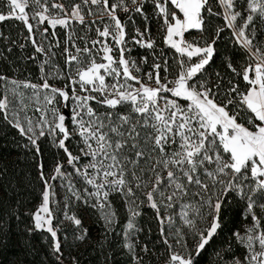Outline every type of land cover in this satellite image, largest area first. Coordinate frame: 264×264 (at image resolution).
I'll list each match as a JSON object with an SVG mask.
<instances>
[{
  "label": "snow or ice",
  "instance_id": "6c2138e0",
  "mask_svg": "<svg viewBox=\"0 0 264 264\" xmlns=\"http://www.w3.org/2000/svg\"><path fill=\"white\" fill-rule=\"evenodd\" d=\"M3 22L26 34L0 32V60L12 69L31 46L39 61L35 83L0 72V121L32 159L27 231L48 235L52 264L66 259L65 221L88 236L74 203L98 211L105 237L119 227L129 264H204L209 249L212 264H264V0H0ZM234 205L248 226L228 228Z\"/></svg>",
  "mask_w": 264,
  "mask_h": 264
},
{
  "label": "trees",
  "instance_id": "16d2710c",
  "mask_svg": "<svg viewBox=\"0 0 264 264\" xmlns=\"http://www.w3.org/2000/svg\"><path fill=\"white\" fill-rule=\"evenodd\" d=\"M259 28V22L257 21ZM0 32L11 36L13 39L22 40L25 33L24 26L18 22H3L0 23ZM59 34V29L57 30ZM19 34V35H18ZM153 39L157 42V50L165 47L162 44L161 36L152 26ZM63 36L61 41L63 42ZM5 41L0 40V52H3ZM229 47H231L229 45ZM32 52L31 46H28L23 53L19 50H14L11 60L16 61L14 67L9 69L8 64L0 60V72H8L14 78L21 81L31 80L32 82L39 81L38 63L28 61L27 56ZM173 53L169 52L168 57L171 59ZM178 58V54H177ZM63 57L57 56L54 58L55 63L62 62ZM54 67L48 69L49 75H54ZM215 71L223 74V69L219 66V62L215 66ZM53 83H57L55 80ZM27 94V93H26ZM18 143H22L17 136L15 130L7 127L0 121V264H52V257L49 255L50 248L48 247V235L46 233L27 231L31 220L26 215L35 206L38 205L37 195L39 193L40 184L36 180V171L33 167V162L30 155L26 154ZM51 151H55L52 146L47 145ZM18 211L24 213L17 220L10 213L14 207ZM85 213L89 216L86 220L85 213L80 209L78 204L74 203L69 214L75 213L83 221V227L88 229V236L84 240L76 239L72 234V225L65 221L61 227H67V240L64 241V252L66 259L63 264H72V261L78 260L79 264H105V256L110 258V264H129V257L126 250H121L119 227L116 233H109L104 236L103 229L99 220V213L92 208H84ZM179 212L177 207L174 218ZM239 213V215H238ZM121 219L124 218L125 212L119 209ZM257 214L264 216V213L257 211ZM246 213L242 207L233 206L228 211L225 218L228 228L235 226L240 228L248 226V221L245 220ZM140 225L145 229L140 233V243L151 242L159 243L157 223L152 217L150 210H146L144 215L139 218ZM230 232H225L221 237H230ZM220 241H217L219 246ZM162 253L163 249H159ZM212 250L209 249V254L204 260V264H212ZM151 264H160L157 256H153Z\"/></svg>",
  "mask_w": 264,
  "mask_h": 264
},
{
  "label": "rangeland",
  "instance_id": "374dc122",
  "mask_svg": "<svg viewBox=\"0 0 264 264\" xmlns=\"http://www.w3.org/2000/svg\"><path fill=\"white\" fill-rule=\"evenodd\" d=\"M29 114H31V111L29 112ZM80 209L85 213V210H84V208H82V207H80ZM85 218H86V220H88L89 219V216L85 213Z\"/></svg>",
  "mask_w": 264,
  "mask_h": 264
}]
</instances>
